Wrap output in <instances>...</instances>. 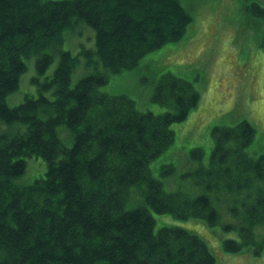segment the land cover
<instances>
[{"label": "trees", "instance_id": "obj_1", "mask_svg": "<svg viewBox=\"0 0 264 264\" xmlns=\"http://www.w3.org/2000/svg\"><path fill=\"white\" fill-rule=\"evenodd\" d=\"M249 10L264 19L257 3ZM192 20L182 0H0V264H215L203 238L178 227L155 230L150 211L214 226L221 215L211 194L220 182L230 193L254 188L252 198L227 206L235 222L224 229L240 240L228 239L225 250L254 244L264 225V153H247L250 122L212 129L203 193L168 192L149 165L174 144L171 126L197 107L199 94L161 75L152 100L172 111L156 115L126 95L100 92L110 75L179 41ZM78 25L94 32V49L80 52L93 72L71 87L78 58L60 51L49 75V50L57 53ZM30 58L36 91L10 107L6 99L19 91ZM29 158L46 164L30 182Z\"/></svg>", "mask_w": 264, "mask_h": 264}, {"label": "rangeland", "instance_id": "obj_2", "mask_svg": "<svg viewBox=\"0 0 264 264\" xmlns=\"http://www.w3.org/2000/svg\"><path fill=\"white\" fill-rule=\"evenodd\" d=\"M182 3L193 17L184 36L147 54L134 70L110 75L100 92L126 95L139 111L160 115L172 111V107L152 100L156 79L170 74L191 83L199 94V104L183 122L171 126L174 144L151 162L149 169L168 192L201 194L207 184V161L214 145L215 126L250 122L255 136L247 153L253 158L264 153V19L249 10L254 3L264 8V0H182ZM82 49H94V32L90 27L78 25L63 34L57 53L55 48L49 50L54 57L47 74L54 72L59 52L68 51L78 58L70 77V86L74 87L80 78L93 72L84 64ZM25 63L27 68L19 91L6 99L10 107L36 91L30 83L36 76L34 59ZM26 165L24 175L28 182L43 177L46 171L41 158L26 159ZM226 185L220 182L217 191L211 194L221 215L218 224L209 226L201 219L181 220L150 211L155 230L178 227L193 232L207 243L215 264H264V225L256 229L254 244L244 246L242 251L224 248L228 239L240 240L237 230L224 229L235 222L227 206L246 194L252 198L254 192L251 187L240 194L230 193L226 192ZM132 197L138 198L135 191Z\"/></svg>", "mask_w": 264, "mask_h": 264}, {"label": "bare ground", "instance_id": "obj_3", "mask_svg": "<svg viewBox=\"0 0 264 264\" xmlns=\"http://www.w3.org/2000/svg\"><path fill=\"white\" fill-rule=\"evenodd\" d=\"M105 90V89H104ZM103 94V93H102Z\"/></svg>", "mask_w": 264, "mask_h": 264}]
</instances>
